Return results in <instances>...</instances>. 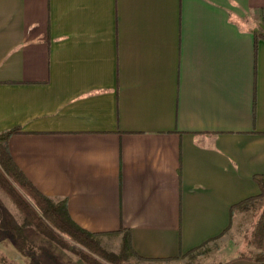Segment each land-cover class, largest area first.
Segmentation results:
<instances>
[{
	"label": "crops",
	"instance_id": "0c3cea01",
	"mask_svg": "<svg viewBox=\"0 0 264 264\" xmlns=\"http://www.w3.org/2000/svg\"><path fill=\"white\" fill-rule=\"evenodd\" d=\"M257 30L264 0H0L14 164L80 228L127 234L140 264L229 236L264 177ZM248 247L221 264H264V234Z\"/></svg>",
	"mask_w": 264,
	"mask_h": 264
},
{
	"label": "rangeland",
	"instance_id": "374dc122",
	"mask_svg": "<svg viewBox=\"0 0 264 264\" xmlns=\"http://www.w3.org/2000/svg\"><path fill=\"white\" fill-rule=\"evenodd\" d=\"M11 194L15 195L27 208L33 217L45 225L54 239L47 237L31 225H25L24 215L16 207L11 196L0 187V264H87L79 258L75 251H83L90 254L103 264H113L107 258L91 252L74 243L71 235L59 228L51 217L32 207L34 202L26 192L8 174L3 175ZM261 208V204H255L249 210L243 212L241 219L237 220L230 233L224 238L204 246L192 255H187L171 263L164 264H221L235 256L248 255V250L255 246L257 241L253 239L251 230L255 221V212ZM99 247L107 254L120 255L123 235L119 242L115 236H98ZM10 248V253L9 249ZM75 250V251H74ZM6 251L7 255L4 254ZM132 257H127L124 264H140Z\"/></svg>",
	"mask_w": 264,
	"mask_h": 264
},
{
	"label": "trees",
	"instance_id": "16d2710c",
	"mask_svg": "<svg viewBox=\"0 0 264 264\" xmlns=\"http://www.w3.org/2000/svg\"><path fill=\"white\" fill-rule=\"evenodd\" d=\"M255 36L256 38L264 39V32L257 30L255 31ZM15 133H17L16 129L0 133V187L11 196V198L15 201L14 203L16 207L21 213H23L25 225L33 226L36 231L47 237H51V239H54L55 241V236L50 233L49 229H47L45 225L38 222L33 215L29 213L26 206L15 195L11 194V190L8 188L3 175L8 174L14 181H16L17 184L34 201L31 203L32 207L38 210L39 213L45 211L59 228L66 230L71 235L72 241L77 245L107 258L113 264H124V260H126L128 256L132 257L136 261H142V259L135 255L132 251L130 238L127 234L123 235L119 256L105 253L98 244L97 237L99 234L90 233L75 224L69 216L67 205L64 200H54L45 196L21 173V171L14 164L7 148L9 137ZM253 180L259 187L260 193L255 197L243 200L239 204L235 205L233 209L249 210L252 205L261 204V208L254 214L255 221L251 230L253 239L257 241L256 249H259L264 234V177L255 176ZM201 248L202 246L195 248L186 255H192ZM75 253L87 264H103L97 259L92 258L90 254H86L83 251H75ZM257 260L264 261V254H258Z\"/></svg>",
	"mask_w": 264,
	"mask_h": 264
}]
</instances>
